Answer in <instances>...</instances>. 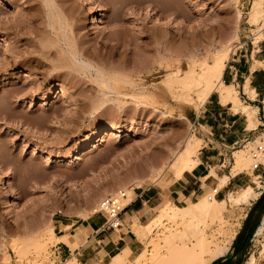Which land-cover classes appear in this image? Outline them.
<instances>
[{
	"label": "rangeland",
	"instance_id": "374dc122",
	"mask_svg": "<svg viewBox=\"0 0 264 264\" xmlns=\"http://www.w3.org/2000/svg\"><path fill=\"white\" fill-rule=\"evenodd\" d=\"M255 1L0 0V49L6 43L18 60L28 58L7 75L0 74V264L105 261L104 257L89 263L76 254L59 256L56 248L64 242L56 237L50 239L48 229L76 240L69 245L74 251L88 244L87 237H83L86 234L79 233L77 227L88 225L91 218L100 228L106 223V215L96 212L103 198L117 195L125 187L135 188L134 199L150 187L162 190L152 181L157 170L174 159L185 141L201 136L190 121L189 112L197 109L194 102L174 99L169 90L172 86L176 90L178 79L191 68L198 70L202 63L212 64L217 56L226 53V65L234 63L251 42L256 46L264 38V21L252 23L250 19ZM92 7L96 13H92ZM94 16L98 18L96 23ZM64 39L92 66L90 72L62 54ZM4 59L0 54V64ZM35 59L41 65L37 62L39 69L33 70ZM22 68L26 70L23 74ZM235 72L226 67L224 84L234 85L244 102ZM99 74L103 75L101 85L94 78ZM166 77L167 87L163 83ZM13 86L22 87L19 95L9 94ZM61 89L68 94L66 97L59 98ZM191 89L195 100L197 95ZM139 91L147 93L146 97L138 95ZM45 102L47 105L41 106ZM114 126L120 131L97 143L102 133ZM249 142L213 159L209 169L220 176L230 175L234 152ZM96 143V151L77 158ZM263 143L264 137L260 145L248 146L246 151L251 148V157L258 152L257 156H264ZM244 173L252 184L254 175ZM163 178L159 183L166 181L167 172ZM259 181L262 183L257 192L264 189V178L259 177ZM212 187L197 190L196 185L195 192L184 195L196 200L208 195ZM173 190L167 189V194ZM168 200L178 206L191 201H184L182 195L175 201L155 197L145 203L140 213L124 221L120 231L105 233L115 240L127 235L126 243L110 256L122 252L135 239L130 228L135 220L146 224ZM248 207L230 206L221 220L207 221L206 233L212 244L231 241L222 259L234 253L233 242ZM163 222L148 235V246H133V262L146 251L147 259L137 264H161L182 246L181 240L188 241L174 237L168 245V230L177 226ZM260 225L264 226V216ZM181 230L183 227L177 232ZM188 234L190 237L192 232ZM37 238L42 239L40 252L29 241ZM263 242L264 229L260 235L255 231L240 252L243 264H264ZM15 244L24 251L15 250Z\"/></svg>",
	"mask_w": 264,
	"mask_h": 264
},
{
	"label": "bare ground",
	"instance_id": "6f19581e",
	"mask_svg": "<svg viewBox=\"0 0 264 264\" xmlns=\"http://www.w3.org/2000/svg\"><path fill=\"white\" fill-rule=\"evenodd\" d=\"M51 11L53 12L52 9ZM92 13H96L93 7H92ZM96 17L97 16H94L93 23L98 22V18ZM250 19L252 23H258L260 21H264V0H256L255 2H253L252 9L250 12ZM260 37L261 36L256 38L260 39ZM258 41L256 43H258ZM63 44L65 45V48L60 49L62 50L61 51L62 54L66 55L69 61L79 64L85 71L90 72L92 66L87 61L80 58V54L77 52L75 48H73V45L70 42L66 41L65 39ZM7 45L5 43L3 45L4 49L3 50L0 49V54H2V56L4 55L5 58L2 64H0V74L1 75L4 74V76L7 75L8 71L10 72V70L13 67L15 68L16 66L25 64L28 59L25 58L24 60H20V59L18 60V57L16 58L13 56L11 50L8 48ZM228 55L226 53L223 54L222 56H217L212 64L202 63L200 64L201 66L199 67L200 69L198 70L195 67L191 68L190 71L186 73V75L185 74L184 76L181 75V77L178 79L177 83L179 87L177 86L175 90V88H172L173 87L172 86L171 87L172 89L170 88L169 91L174 99H185L188 102L189 101L194 102L195 108L198 109V110L196 109L197 111H199L205 105V103L211 97L212 94L217 93L221 103L223 105H228L230 107V112H234L236 115L241 116L242 119H244L246 123V128L249 131H254L259 124V120L257 118L258 108L243 102L240 99L239 94L236 88L234 87V85L224 84L223 75L227 67L226 61H228L229 59ZM20 57L22 58L23 56ZM35 61H36L35 64H37L38 62L39 65H41V61L39 59L38 60L35 59ZM39 65L38 64L35 65L33 70H35V68H37ZM24 71L26 70L22 68L20 73L23 74ZM101 75L102 74H99L98 76L94 77L96 82L97 81L100 82L102 80L103 75L102 77ZM163 83L167 87V77L163 80ZM99 84L101 85V82ZM16 87L17 86H15L13 91L9 93L10 95L11 94L12 96L19 95L22 87L21 88L17 87L18 89ZM191 88H193V90L195 91L194 93H196L195 95H197V99L195 100L191 98L190 95V91L192 90ZM107 90L109 89L107 88ZM59 92H60L59 98L66 97L68 95L63 89H61ZM142 92L139 91L137 94L138 95L141 94L140 96L142 97L144 95V94L142 95ZM244 93H247L250 99L251 98L254 99L257 97V92L255 88L251 86L248 80L245 82L244 85ZM146 95L147 93L144 95V98L146 97ZM140 96H137V98ZM43 105H47L46 102L43 103L41 106ZM119 131H120L119 128L115 126L109 128L108 130L102 133L97 143H99L100 141L107 140L108 138L115 135ZM262 136L264 137V134H262L261 136L260 135L257 136L253 142L247 143L248 145H246L244 149H238L234 152L235 162L230 170L231 175L220 176L213 168L209 169V173H207L206 176L202 178L203 187L213 186L212 189L207 192L208 195L206 194L201 196L199 199L191 200L189 203L182 206H178L173 201H168L164 205H162L159 208L156 215L144 225L138 224L135 220L130 225V228L132 229V232L135 235V239L122 252H119L114 256H110L108 254H104L103 256L101 255L100 258L101 257L105 258V261H102V264H137V262L139 260H142V258L145 259L146 251H142L134 262L131 260L130 257L133 253V246H135L136 248H141L144 245L145 241L147 240L148 235L152 232L154 226L160 225L164 220H167V222L177 226L173 230L172 229L168 230L169 234H171L167 236L168 245L169 242L171 241L170 239L174 237H178V241L184 238L185 239L187 238L188 241L183 242V240H181L182 246H180L179 248L177 247L175 249V252L172 253L170 257H167L166 260H161L159 263L188 264L189 262L192 263L193 261L195 264H212L214 261L225 256L229 252L230 249L229 246L231 241L222 244L221 243L215 245L212 244V241L208 239V235L206 233V229L209 227V223L207 221L210 220L211 223H214L216 220H221L224 217L226 211L228 210V207L237 206V205L250 206L255 200L259 198L261 191L257 192L256 189L260 186L261 183L259 181L260 175H255L254 171L257 165L263 162L264 156H258L257 157L258 159H256L254 158V156L251 157L248 151L249 149L251 150L252 147L260 145L259 143H261V138H263ZM97 143L94 144L92 147L83 150L79 154V156H77V158L82 159L83 157L87 156L93 151H96L98 147ZM203 144H204L203 139L195 135L192 136L187 141H185V143L179 147L177 152L174 153V159H172L171 162L168 163L167 165L165 164L159 170H157L152 181L154 183L160 184L161 187H165L166 185L169 184L172 178L180 179L182 176H184L183 174L185 172L192 171L197 165H199V163H201L199 150L203 148ZM248 146H250L251 148H249L246 151ZM259 153L260 152H258L257 155H259ZM245 171H249L251 172V174L254 175L253 177H255V181L252 182V184L246 182V184L241 190L237 192H228L225 195L226 197L220 198L217 196V194L226 187L231 176H237ZM166 172H167L166 181L163 182L162 184L159 183L161 182V179L164 177ZM214 191H216V193H214ZM120 192L125 194V197L122 199L123 201L122 206L127 207L134 200L135 188L125 187ZM179 227H183L184 232L182 230H181L182 232L179 231L177 232V229ZM263 229L264 226L260 225L256 230L257 235H260L263 232ZM118 230L119 229H117V231ZM173 231H175L176 233ZM190 231L192 232L191 234L192 236L190 235L189 237L188 233H191ZM48 233L49 235L47 236H49L50 239L56 237L60 241L68 245H73L76 242V240L71 239L68 235H56L53 229L51 228L48 229ZM191 238L193 240H190ZM41 240H42L41 238H37L29 241L33 242L34 248L37 251H39V249L41 248L40 245ZM145 244L147 245V243ZM23 246H25V244ZM197 248L201 249L200 252L197 250ZM14 249L21 253L24 251L23 248L22 249L18 248V244L14 245ZM171 251L172 250H170L169 252Z\"/></svg>",
	"mask_w": 264,
	"mask_h": 264
},
{
	"label": "crops",
	"instance_id": "0c3cea01",
	"mask_svg": "<svg viewBox=\"0 0 264 264\" xmlns=\"http://www.w3.org/2000/svg\"><path fill=\"white\" fill-rule=\"evenodd\" d=\"M250 44L251 45H249L244 52L242 51L241 54L237 56L236 59H234V69L237 73V77H239L240 80V84L238 86H242V97L244 102L258 108V127L254 131H249L245 126L244 119L242 122L241 116L231 113L230 107L228 105H223L219 96L214 98V95L212 94L203 108H201L199 111L191 110L189 112L191 119L190 121L194 123L195 127L198 129V134L201 135L200 138L204 141L203 148L200 152L201 163H199V165H197L192 171L185 172L183 174L184 176H182L180 179L172 178L169 182V184L174 182L176 183L171 184L170 186L166 185L167 187H162V190L158 189L157 187H150L138 195L121 214L124 215V219L122 221L123 226L124 221L127 222V220L132 218L133 215L140 213L145 203L150 202L155 197H162L171 200L174 199L175 201L180 199V197L183 195L184 199H186L184 201L191 200L187 198L184 193L195 192L196 185L198 186L197 190H201L202 178L206 176L207 173H209V167L212 166L211 161L213 159L219 158L222 154L228 155L231 150L236 148V146L243 145L245 142H249L250 140L252 141V139L254 140L257 137L256 135L259 136L260 133L264 134V38L259 41L256 46L253 45V42ZM247 80L257 92V97L254 99H250L249 95L244 93V85ZM254 174L260 175L261 178H264V167L259 166L255 168ZM221 175L224 176L229 174ZM246 176L247 174L244 172L237 176H231L226 187L220 191L217 196L220 197L222 193L225 192H237L241 190L243 187L239 189L237 188L248 182V177ZM260 182L262 183V181ZM167 189L175 190L170 192V194H167ZM263 192L264 189L261 190L259 198ZM258 199L248 207L239 232L241 231L250 210L254 204H256ZM256 214L257 212H255L253 219L255 218ZM263 216L264 214L261 217L260 224ZM76 229L79 230V233L86 234V236H82L87 237L88 244L86 246L79 245L74 251H72L69 245L61 243L56 248L57 254L59 256L62 254L69 256L76 254L79 258H84L90 263L96 259H99L101 255L107 254V252L109 253L108 255H110L111 252L118 250V246L126 243L127 239L126 234L121 235L119 240L112 238L111 234L106 235L105 233L107 231H101L99 225L93 218H91V222L88 223V225L82 224ZM118 231H120V228ZM108 245L111 246L109 250H107ZM232 257L230 259H232ZM230 259H227L226 257L222 259L221 263L216 264H222L223 262ZM232 262L234 264L236 262V258H234Z\"/></svg>",
	"mask_w": 264,
	"mask_h": 264
},
{
	"label": "trees",
	"instance_id": "16d2710c",
	"mask_svg": "<svg viewBox=\"0 0 264 264\" xmlns=\"http://www.w3.org/2000/svg\"><path fill=\"white\" fill-rule=\"evenodd\" d=\"M255 212H257V214L255 215V218L253 219ZM263 214H264V192L262 193L261 197L258 199L256 204H254V206L250 210L243 224L241 231L237 234V237L235 241L233 242L234 253H233L232 259L227 260L223 262L222 264H233L232 261L234 260V258H236V262L234 264L244 263V260H242L240 257V252L244 248H246L256 228L259 226L260 220ZM221 262H222V258L216 260L214 264L221 263Z\"/></svg>",
	"mask_w": 264,
	"mask_h": 264
},
{
	"label": "built area",
	"instance_id": "2783aa9c",
	"mask_svg": "<svg viewBox=\"0 0 264 264\" xmlns=\"http://www.w3.org/2000/svg\"><path fill=\"white\" fill-rule=\"evenodd\" d=\"M227 69L233 70L234 63H229L227 65ZM236 76L237 73L235 72V77ZM253 156L254 158L258 157L255 153L253 154ZM259 166L264 167V158H263V162L257 165V167ZM214 193H216V191H214ZM124 197L125 194L119 192L117 195L105 197L100 201L99 208L97 209L96 212L104 214L107 217L106 223L102 226V228H100L101 231L103 232L108 230L116 231L117 229L122 227L123 224L121 220V214L126 208L122 206V199Z\"/></svg>",
	"mask_w": 264,
	"mask_h": 264
},
{
	"label": "water",
	"instance_id": "95a60500",
	"mask_svg": "<svg viewBox=\"0 0 264 264\" xmlns=\"http://www.w3.org/2000/svg\"><path fill=\"white\" fill-rule=\"evenodd\" d=\"M232 257V253L227 256V259H230Z\"/></svg>",
	"mask_w": 264,
	"mask_h": 264
}]
</instances>
